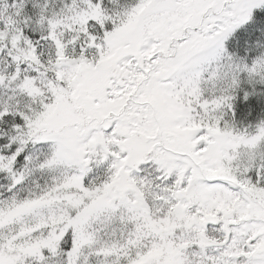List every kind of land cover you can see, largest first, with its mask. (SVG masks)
<instances>
[{"label": "snow or ice", "instance_id": "snow-or-ice-1", "mask_svg": "<svg viewBox=\"0 0 264 264\" xmlns=\"http://www.w3.org/2000/svg\"><path fill=\"white\" fill-rule=\"evenodd\" d=\"M0 264H264V0H0Z\"/></svg>", "mask_w": 264, "mask_h": 264}]
</instances>
